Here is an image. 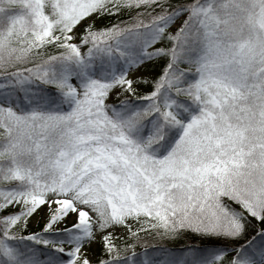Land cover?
<instances>
[{
  "label": "snow or ice",
  "instance_id": "snow-or-ice-1",
  "mask_svg": "<svg viewBox=\"0 0 264 264\" xmlns=\"http://www.w3.org/2000/svg\"><path fill=\"white\" fill-rule=\"evenodd\" d=\"M0 264H264V0H0Z\"/></svg>",
  "mask_w": 264,
  "mask_h": 264
}]
</instances>
